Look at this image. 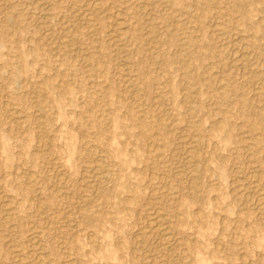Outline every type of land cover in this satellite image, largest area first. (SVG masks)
<instances>
[{"label":"rangeland","instance_id":"374dc122","mask_svg":"<svg viewBox=\"0 0 264 264\" xmlns=\"http://www.w3.org/2000/svg\"><path fill=\"white\" fill-rule=\"evenodd\" d=\"M263 191L264 0H0V264H264Z\"/></svg>","mask_w":264,"mask_h":264},{"label":"bare ground","instance_id":"6f19581e","mask_svg":"<svg viewBox=\"0 0 264 264\" xmlns=\"http://www.w3.org/2000/svg\"><path fill=\"white\" fill-rule=\"evenodd\" d=\"M97 2V1H96ZM100 2V1H99ZM97 2V3H99ZM7 6V5H6ZM5 6V7H6ZM8 7V6H7ZM9 11V10H8ZM11 21V20H10ZM187 47H192L193 43L189 40L187 41ZM248 58V57H247ZM43 118V117H42ZM21 125V124H20ZM46 143V142H45ZM190 149V148H189ZM194 150V149H193ZM194 152H192L193 154ZM197 154H194L193 155V160H194V163L197 164L199 162V158H197ZM98 169V168H97ZM197 171L196 169L193 170V172L191 173V178L190 181H191V184H192V188L194 189V191L197 193L198 192V189H199V186H200V181H199V176L197 174ZM97 175V174H96ZM104 179V178H103ZM170 191V190H169ZM264 192V191H263ZM259 195V198H258V201L256 202L258 204V209L259 210V214L264 217V194H258ZM86 211V210H85ZM8 212V211H7ZM156 215V214H155ZM156 217V216H155ZM264 219V218H263ZM13 222V221H12ZM155 226L157 227V229L159 231H161L164 235H168L166 231V229L163 227V223L161 221V219L159 217H156L155 218ZM155 229V228H154ZM152 231V230H151ZM158 232V231H157ZM171 236V234H170ZM40 255V254H39ZM39 258V257H38ZM44 262V261H43Z\"/></svg>","mask_w":264,"mask_h":264}]
</instances>
